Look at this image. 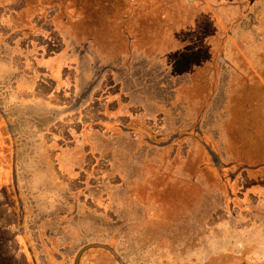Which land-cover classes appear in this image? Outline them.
<instances>
[{
	"label": "rangeland",
	"instance_id": "374dc122",
	"mask_svg": "<svg viewBox=\"0 0 264 264\" xmlns=\"http://www.w3.org/2000/svg\"><path fill=\"white\" fill-rule=\"evenodd\" d=\"M175 1L0 0V104L20 116L25 226L112 250L119 264H264V35L232 37L202 0ZM22 76L53 113L17 95ZM171 103L184 137L168 141L169 122L131 132Z\"/></svg>",
	"mask_w": 264,
	"mask_h": 264
},
{
	"label": "crops",
	"instance_id": "0c3cea01",
	"mask_svg": "<svg viewBox=\"0 0 264 264\" xmlns=\"http://www.w3.org/2000/svg\"><path fill=\"white\" fill-rule=\"evenodd\" d=\"M130 1L137 2L140 0ZM198 1L201 0H183V2L185 3L190 2L195 5L198 4ZM202 1L205 4V9L209 12V18L212 19L213 22H215V24H217L225 34L230 30L233 37V35L236 36V34L241 30H248L253 33L264 35V23H262L264 22V0ZM159 2L161 3L160 9H162L168 3H173L176 1L159 0ZM133 5L137 7V3H133ZM173 10L175 14L174 16L177 18L180 14V10L179 8H175ZM242 21H249L250 23L243 24L241 23ZM236 27L239 28V31L237 33ZM219 60L222 64L226 63L224 57H219ZM2 65L3 64L0 63V69ZM164 77H167L171 80L174 79V75L170 74L169 72L163 73L160 80H162ZM178 77L179 74H176V79H178ZM1 80L2 79L0 78V81ZM14 83L15 85L13 88H15V91L19 93L17 95L35 99L38 98V102L36 103L38 106H36V108L38 109V114L40 116L44 115L46 117L49 113H53L54 109H52V107L42 104L41 99H39L42 98L40 94L37 93L36 96L34 94L32 97V95L24 93L25 89H32L31 91L34 90V82L32 83L31 81L25 80L24 76H22L21 78L18 77V79ZM20 85L22 87H20ZM18 86L21 88L20 90H18ZM168 87V84L165 83L161 85L162 90H166ZM3 91L4 90L1 88L0 92H2V94H4ZM2 94L0 96H2ZM25 94L28 96H25ZM176 99H178L177 96ZM134 103V107L133 104H128V122L137 120V103ZM33 104L35 103L33 102ZM203 107L205 108L206 106L203 105L202 108ZM33 108H35V106ZM203 109L200 108L196 111L197 113L201 111H207L206 109ZM8 113H12L11 110L8 111L0 104V148H2L4 151H8V153L3 154L4 160L0 159V185H2L0 189L13 194H24L25 190L21 184L19 175L16 173V161L18 160L20 154L25 153V148H20L21 142L24 141V138L18 139V141L17 138H15L16 132L14 129V124L18 122L20 116L13 113ZM157 113L161 114L163 120L162 122H158L157 124L153 121H145L146 125L144 126L138 125L137 127L130 128L131 132L133 129H139V131L143 130L144 132L148 133V129H151L155 130L156 133L159 134L160 131H158V127L160 126V129L162 130L165 127V124L169 122L170 125L166 127L173 129L171 134L173 135V137L171 141H174L177 137L182 138L185 136V134L181 135V132H184L187 127L185 120L176 121L172 119L176 118V115L180 113L183 114V111L178 108L176 104L174 105L173 103H171L169 105H160ZM26 118L30 119L29 117ZM200 119H202L201 115L199 116V118L193 120V123L196 122L198 124V127H200L201 125ZM30 120L34 121L35 125H38L36 127L37 131L33 133L35 135H38L37 137H40V120L37 117H34V119ZM175 131H179V135L173 134ZM22 132L28 133L25 127H23ZM189 136L196 137V135L193 136L191 134ZM158 137L169 139L168 136L163 137L162 135H160ZM178 138L176 139V141H178ZM36 141L39 142V140ZM10 144L11 146H9ZM15 144L17 145V147L15 146ZM26 209L27 207L25 206L24 202V207L21 208L20 221H18V208L12 207L7 211V214L10 215L11 220L0 222L1 232L4 233V235L11 234L12 239L10 241L13 242L9 246V242L5 239L7 236H0V264H104V262H107L108 264H119L112 250L101 248L99 246H89L88 248L83 249V245L81 244V242H79V239L74 240L73 236H65V233H48L44 228H38L37 233H39V236L37 237V240L35 236L31 235L30 227L25 226V224H27L26 215H29L28 212H26ZM62 219L65 218L63 216H59V219H56L55 215L54 217H52L53 222H57L58 220L62 221ZM49 220L51 221V217L49 218ZM59 226H66V222H64V224H59ZM20 227H23V229L21 228V230H19Z\"/></svg>",
	"mask_w": 264,
	"mask_h": 264
},
{
	"label": "flooded vegetation",
	"instance_id": "af4514ba",
	"mask_svg": "<svg viewBox=\"0 0 264 264\" xmlns=\"http://www.w3.org/2000/svg\"><path fill=\"white\" fill-rule=\"evenodd\" d=\"M187 90L188 91H191L189 89H187ZM202 106H201V108H202ZM171 140H172V138L170 140H168V141H171ZM5 153H8V151H4L2 148H0V159L1 160H4L3 159L4 158V155L3 154H5ZM1 186L2 185H0V187ZM21 198H22V194H19V193L18 194H13V193L5 192L4 190L0 189V212L2 211V214L4 213V215H3L4 218L1 217V215H0V222L9 221V220H7V218H5V216L8 215L7 214V211L10 208H12V207L18 208V212H19V220L18 221H20L21 208L24 207V202H22ZM19 200H21V201H19ZM14 211H15V209H14ZM26 212H28L27 209H26ZM21 228L23 229V227H20L19 230H21ZM20 235H21V232H20ZM0 236H12V235L11 234L4 235V233H2L1 232V229H0ZM104 264H108V263L107 262H104Z\"/></svg>",
	"mask_w": 264,
	"mask_h": 264
}]
</instances>
